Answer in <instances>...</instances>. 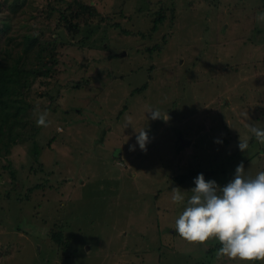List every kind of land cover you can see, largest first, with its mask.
Returning <instances> with one entry per match:
<instances>
[{
    "label": "rangeland",
    "instance_id": "rangeland-1",
    "mask_svg": "<svg viewBox=\"0 0 264 264\" xmlns=\"http://www.w3.org/2000/svg\"><path fill=\"white\" fill-rule=\"evenodd\" d=\"M17 1L9 35L55 37L58 63L28 92L22 139L0 144V264H264L182 240L171 202L200 173L222 187L240 163L246 177L264 171V144L238 149L249 124L264 128V0ZM79 2L99 13L79 29L48 12Z\"/></svg>",
    "mask_w": 264,
    "mask_h": 264
},
{
    "label": "clouds",
    "instance_id": "clouds-1",
    "mask_svg": "<svg viewBox=\"0 0 264 264\" xmlns=\"http://www.w3.org/2000/svg\"><path fill=\"white\" fill-rule=\"evenodd\" d=\"M264 22V12L257 16ZM145 113L152 120L161 119L167 122L170 117L161 113L158 108L145 106ZM247 118V114H244ZM37 126H47L48 112H36ZM131 125V120L125 126ZM136 135V144L140 150L146 151L149 137L144 128ZM248 133L239 139L238 149L245 152L249 140L255 138L264 144V128L248 125ZM219 142V141H217ZM130 151L135 146H129ZM191 188L190 196H185L180 188H173L171 202L183 205V210L175 220L176 234L193 245H203L210 239L219 243L217 257L242 262L264 261V171L255 177H246L243 163L237 165L234 177L224 186L217 185L214 180H205L198 174Z\"/></svg>",
    "mask_w": 264,
    "mask_h": 264
},
{
    "label": "trees",
    "instance_id": "trees-1",
    "mask_svg": "<svg viewBox=\"0 0 264 264\" xmlns=\"http://www.w3.org/2000/svg\"><path fill=\"white\" fill-rule=\"evenodd\" d=\"M0 6L9 10L6 13L0 9V144H11L22 139V131L28 122L29 109L25 101L28 92L36 78L49 77L56 72L58 53L55 37L45 39L40 38L38 33H23L17 39L16 36L9 35L12 14L17 12L21 2L2 0ZM55 11H58L69 31L75 27L79 29L80 23L77 20L88 24L99 16L95 7L89 3L79 2L78 8L72 7L70 3L66 7L50 5L48 12ZM163 18L155 17L152 29H156L157 22ZM144 87L145 84H142L135 89L138 91ZM176 178L179 183L188 179L185 175H178ZM60 230L53 233V236L58 243L61 244L62 241L63 245H67L68 241L63 240Z\"/></svg>",
    "mask_w": 264,
    "mask_h": 264
},
{
    "label": "water",
    "instance_id": "water-1",
    "mask_svg": "<svg viewBox=\"0 0 264 264\" xmlns=\"http://www.w3.org/2000/svg\"><path fill=\"white\" fill-rule=\"evenodd\" d=\"M179 139H181V143H182L183 145L189 143V140L183 138L182 135H180V138H179Z\"/></svg>",
    "mask_w": 264,
    "mask_h": 264
},
{
    "label": "crops",
    "instance_id": "crops-1",
    "mask_svg": "<svg viewBox=\"0 0 264 264\" xmlns=\"http://www.w3.org/2000/svg\"><path fill=\"white\" fill-rule=\"evenodd\" d=\"M183 138H185V139H188L189 140V143H187V144H184V145H189V144H191V139H189V138H187V137H184V136H182ZM178 138V137H177ZM179 139V138H178ZM180 140V139H179ZM182 144V143H181Z\"/></svg>",
    "mask_w": 264,
    "mask_h": 264
}]
</instances>
